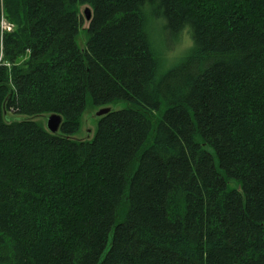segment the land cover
Returning a JSON list of instances; mask_svg holds the SVG:
<instances>
[{
  "label": "trees",
  "instance_id": "trees-1",
  "mask_svg": "<svg viewBox=\"0 0 264 264\" xmlns=\"http://www.w3.org/2000/svg\"><path fill=\"white\" fill-rule=\"evenodd\" d=\"M0 264H264V0H0Z\"/></svg>",
  "mask_w": 264,
  "mask_h": 264
},
{
  "label": "rangeland",
  "instance_id": "rangeland-1",
  "mask_svg": "<svg viewBox=\"0 0 264 264\" xmlns=\"http://www.w3.org/2000/svg\"><path fill=\"white\" fill-rule=\"evenodd\" d=\"M80 14L82 17V20L84 21L83 28L86 29L88 27V22L85 21V15L84 11L86 9H89L87 6H80ZM4 26H7L5 24V21H2L1 23ZM164 23L160 20L150 21L148 25V32L150 37V42L152 43V47L154 49L155 55L159 58L160 61V67L161 70L167 71L171 66H174L179 62L181 58H183L186 53L191 49L192 41L190 39L188 29L181 32L179 35V39L177 42H174L171 40V37L167 34L166 30H163ZM79 36L77 38V46H80V48H84V44L86 41V34L83 31L79 32ZM107 107H110L113 110L123 109L125 107L124 104H118V105H109ZM101 107H96L91 105L89 99L88 103L86 105V110L81 116V123H80V129L78 133H76L72 139L75 140H91L94 136V131L97 127L98 123V117H96V113L99 112ZM45 117L41 116L37 117L35 120L41 123L43 126H45ZM211 152V150H209ZM215 165L218 169V165ZM228 189L233 190L236 188L235 181L228 182Z\"/></svg>",
  "mask_w": 264,
  "mask_h": 264
},
{
  "label": "water",
  "instance_id": "water-1",
  "mask_svg": "<svg viewBox=\"0 0 264 264\" xmlns=\"http://www.w3.org/2000/svg\"><path fill=\"white\" fill-rule=\"evenodd\" d=\"M84 15H85V21L89 22L90 21L89 19L91 17L90 8L86 9L84 11ZM110 111H111L110 107H106L105 109H101L99 112L96 113V117H98V118L104 117ZM61 121H62V118L58 114H51V115L45 117V121L44 122L46 123V125H45L46 130L48 132H50L51 134H57L58 130H59V127H60V125L62 123Z\"/></svg>",
  "mask_w": 264,
  "mask_h": 264
},
{
  "label": "built area",
  "instance_id": "built-area-1",
  "mask_svg": "<svg viewBox=\"0 0 264 264\" xmlns=\"http://www.w3.org/2000/svg\"><path fill=\"white\" fill-rule=\"evenodd\" d=\"M3 28H4V26H3ZM5 28L8 30L9 29V27H7V26H5Z\"/></svg>",
  "mask_w": 264,
  "mask_h": 264
},
{
  "label": "bare ground",
  "instance_id": "bare-ground-1",
  "mask_svg": "<svg viewBox=\"0 0 264 264\" xmlns=\"http://www.w3.org/2000/svg\"><path fill=\"white\" fill-rule=\"evenodd\" d=\"M112 110V109H111ZM99 119V118H98Z\"/></svg>",
  "mask_w": 264,
  "mask_h": 264
}]
</instances>
